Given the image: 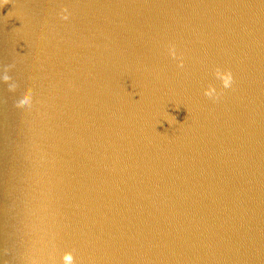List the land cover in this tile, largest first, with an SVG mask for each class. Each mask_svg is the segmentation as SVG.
<instances>
[{"label": "water", "instance_id": "water-1", "mask_svg": "<svg viewBox=\"0 0 264 264\" xmlns=\"http://www.w3.org/2000/svg\"><path fill=\"white\" fill-rule=\"evenodd\" d=\"M0 264H264V0H0Z\"/></svg>", "mask_w": 264, "mask_h": 264}, {"label": "clouds", "instance_id": "clouds-1", "mask_svg": "<svg viewBox=\"0 0 264 264\" xmlns=\"http://www.w3.org/2000/svg\"><path fill=\"white\" fill-rule=\"evenodd\" d=\"M231 80V75L229 74L227 77L224 78L223 83L225 87L229 86V81ZM205 95H208V93H205Z\"/></svg>", "mask_w": 264, "mask_h": 264}]
</instances>
